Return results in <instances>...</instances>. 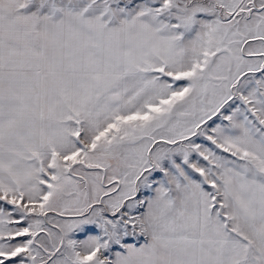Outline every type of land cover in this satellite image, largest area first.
<instances>
[{
  "label": "snow or ice",
  "instance_id": "obj_1",
  "mask_svg": "<svg viewBox=\"0 0 264 264\" xmlns=\"http://www.w3.org/2000/svg\"><path fill=\"white\" fill-rule=\"evenodd\" d=\"M0 264H264V0H0Z\"/></svg>",
  "mask_w": 264,
  "mask_h": 264
}]
</instances>
